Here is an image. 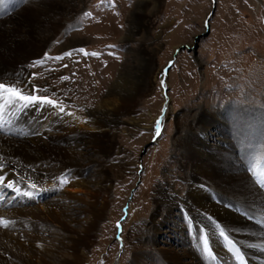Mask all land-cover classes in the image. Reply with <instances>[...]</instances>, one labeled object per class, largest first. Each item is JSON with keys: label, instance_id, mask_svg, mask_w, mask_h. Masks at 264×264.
I'll use <instances>...</instances> for the list:
<instances>
[{"label": "rangeland", "instance_id": "rangeland-1", "mask_svg": "<svg viewBox=\"0 0 264 264\" xmlns=\"http://www.w3.org/2000/svg\"><path fill=\"white\" fill-rule=\"evenodd\" d=\"M73 1L72 17L59 16L57 33L37 57L27 61L25 71L17 74L27 94L46 95L65 113L75 115L94 109L119 70L127 71L128 81L136 84L147 64L150 79L139 82L129 112L108 116L110 130L103 131L106 138L97 158L100 161H94L89 170L79 173L73 166L61 169L56 161L37 162L50 177L35 185L45 189L41 203L56 201L58 190L68 194L63 179H84L95 168L108 174L100 179L105 183L106 209L95 225L85 234L86 221L78 227L62 222L64 228L55 243L59 254L70 253L63 245H70L74 236L80 238L84 252L79 263L68 256L62 260L132 264L138 250L134 249L137 237L133 234L136 226H148L156 189L178 190L187 183L178 164L184 151L182 139L192 133L190 124L195 125L203 113L217 126L218 121H224L235 155L245 162L250 180L258 182L256 187L264 194V0ZM37 2L70 8L67 0H3L0 18ZM212 2L215 11L207 24ZM71 33V45L62 46ZM127 35L132 39L127 40ZM81 48L88 54L81 53ZM69 52L71 55H65ZM161 114L165 116L157 134ZM214 131L210 128L208 135ZM21 132L18 137L30 135L27 130ZM40 137L47 140L46 135ZM27 173L35 178L34 167ZM17 176L16 181L20 174ZM89 179L94 181L95 176ZM18 190L9 187L0 193L2 209L31 205L40 191L30 192V198ZM171 195L181 203L178 193ZM69 203L62 200L58 205ZM3 217L11 226L13 218L4 215L0 219ZM39 228L46 236L53 226Z\"/></svg>", "mask_w": 264, "mask_h": 264}, {"label": "bare ground", "instance_id": "bare-ground-1", "mask_svg": "<svg viewBox=\"0 0 264 264\" xmlns=\"http://www.w3.org/2000/svg\"><path fill=\"white\" fill-rule=\"evenodd\" d=\"M67 3L70 8L65 9L37 2L33 7L23 6L0 18V83L13 85L28 95L17 74L25 71L27 61L37 57L57 33L59 16L72 17L76 4L73 0ZM72 38L71 33L62 46L71 45ZM125 38L132 39L130 35ZM146 66L136 84L128 81L127 71L119 70L108 83L106 93L93 105L94 109L86 113L68 115L67 111L61 113L40 102L25 107L18 100L9 102L8 94L0 96V193L9 188V183L10 189H19L30 198L33 197L30 192L38 193L41 186L31 185L50 177L37 162L56 161L61 169L73 166L82 173L94 161H100L97 158L106 138L103 131L110 130L108 116L129 112L139 92V82L150 79ZM202 115L195 125L189 126L193 134L182 139L184 151L178 164L185 171L183 178L187 183L178 190L161 186L156 189L148 226L145 223L143 229L142 225L136 226L137 232L133 234L137 237L134 249L138 250L132 256V264H264V194L256 187L258 182L250 180L251 171L245 162L235 155V144L222 125L224 121H218L217 126ZM164 116H158L160 126ZM131 121L136 123L134 118ZM210 128L215 131L208 135ZM22 130L30 135L18 137ZM40 135H46L47 140H41ZM29 167H34L35 178L27 173ZM100 172L95 168L84 179H66L63 186L68 194L58 190L56 201L41 203L45 190L41 189L34 194L31 205L12 206L8 211L0 204V217L8 215L14 220L11 226L0 225V264H73L62 260L63 256L81 262L84 252L78 236L69 239L70 245H63L70 251L67 254H59L55 243L66 221L74 227L86 221L83 228L86 234L103 215L107 198L105 183L100 179L108 174ZM18 173L20 178L16 181ZM92 176L94 181L89 179ZM208 183L210 188L206 187ZM177 193L181 203L175 199L176 195H171ZM62 200L70 203L58 205ZM43 225L53 226L46 236L40 234L39 227ZM222 231L224 236L220 234Z\"/></svg>", "mask_w": 264, "mask_h": 264}, {"label": "snow or ice", "instance_id": "snow-or-ice-1", "mask_svg": "<svg viewBox=\"0 0 264 264\" xmlns=\"http://www.w3.org/2000/svg\"><path fill=\"white\" fill-rule=\"evenodd\" d=\"M2 2H3V0H0V3H2ZM79 51L81 53L88 54V53H86L85 49H83V48L79 49ZM65 55H71V53L70 52L65 53ZM92 55H97V54L92 53ZM4 94H8L9 102L18 100V101L22 102V104L25 107L30 106L33 103L40 102V103L51 105L53 108H59V111L61 113H63L65 111L64 108L59 106V104L56 100L50 99L46 95H41V96L31 95V94L25 95L18 88H16L13 85L0 83V96H3ZM157 134H159V121L157 122ZM62 182L67 183V180L63 179ZM9 187H11V184H9ZM31 187L35 188L36 186L31 185ZM6 224H7V221L0 219V225H6ZM220 234L222 236L225 235L223 231ZM225 239H227L226 236H225ZM229 243H231V241H229Z\"/></svg>", "mask_w": 264, "mask_h": 264}, {"label": "water", "instance_id": "water-1", "mask_svg": "<svg viewBox=\"0 0 264 264\" xmlns=\"http://www.w3.org/2000/svg\"><path fill=\"white\" fill-rule=\"evenodd\" d=\"M215 2V1H214ZM214 2H212L213 3V8H212V10L210 11V14L209 15H207L208 17H207V24H208V21H209V19H210V17H211V15H213L214 14V11H215V3ZM208 27V26H207ZM168 68H170V66L168 65L167 67H165V71L167 72V70H168Z\"/></svg>", "mask_w": 264, "mask_h": 264}]
</instances>
